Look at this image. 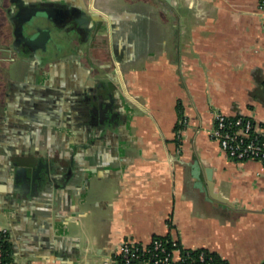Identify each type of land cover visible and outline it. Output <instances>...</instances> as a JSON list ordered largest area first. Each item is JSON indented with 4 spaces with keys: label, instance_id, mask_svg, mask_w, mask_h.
<instances>
[{
    "label": "crops",
    "instance_id": "obj_1",
    "mask_svg": "<svg viewBox=\"0 0 264 264\" xmlns=\"http://www.w3.org/2000/svg\"><path fill=\"white\" fill-rule=\"evenodd\" d=\"M38 7L48 18L29 28ZM43 23L49 40H29ZM218 112L264 125L258 0H0V229L14 261L103 264L124 239L164 235L264 263V165L221 149Z\"/></svg>",
    "mask_w": 264,
    "mask_h": 264
},
{
    "label": "built area",
    "instance_id": "obj_2",
    "mask_svg": "<svg viewBox=\"0 0 264 264\" xmlns=\"http://www.w3.org/2000/svg\"><path fill=\"white\" fill-rule=\"evenodd\" d=\"M264 29V0H258ZM210 135L230 157L257 159L264 165V125L244 115L218 112ZM7 229H0V239ZM103 264H223L222 259L205 248H184L176 240L154 235L149 241L122 240Z\"/></svg>",
    "mask_w": 264,
    "mask_h": 264
},
{
    "label": "water",
    "instance_id": "obj_3",
    "mask_svg": "<svg viewBox=\"0 0 264 264\" xmlns=\"http://www.w3.org/2000/svg\"><path fill=\"white\" fill-rule=\"evenodd\" d=\"M48 11L46 9L43 8H35L32 10V14H30L25 22L26 25L31 28L36 26V23L38 22V20H40V22L45 21L48 18ZM29 40H33L36 41L37 43L43 42V41H47L49 40L50 36H49V29L47 28V26L45 25V23L41 24L39 27L37 26L35 28V31H31L28 35ZM207 176L208 179L210 180L208 183V189H209V194L211 197H216L213 192H212V176L209 173V170H207ZM194 177L196 178V185H198L200 187V184L202 183L201 180V176L199 172L193 173ZM32 183L33 186L35 185V181L34 178L32 177ZM264 264V263H262Z\"/></svg>",
    "mask_w": 264,
    "mask_h": 264
},
{
    "label": "trees",
    "instance_id": "obj_4",
    "mask_svg": "<svg viewBox=\"0 0 264 264\" xmlns=\"http://www.w3.org/2000/svg\"><path fill=\"white\" fill-rule=\"evenodd\" d=\"M222 261L225 264L223 259ZM0 264H17L13 259L8 233L0 239Z\"/></svg>",
    "mask_w": 264,
    "mask_h": 264
},
{
    "label": "flooded vegetation",
    "instance_id": "obj_5",
    "mask_svg": "<svg viewBox=\"0 0 264 264\" xmlns=\"http://www.w3.org/2000/svg\"><path fill=\"white\" fill-rule=\"evenodd\" d=\"M97 107H99V104L97 105ZM96 110H98V109H96V105L94 104V106H93V111H92V113H91V115L94 113V115H93V118L95 117V114H97L96 113ZM99 112H101V111H98V114H99ZM92 119V118H91Z\"/></svg>",
    "mask_w": 264,
    "mask_h": 264
}]
</instances>
